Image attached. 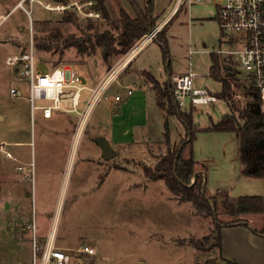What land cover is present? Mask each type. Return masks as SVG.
Returning a JSON list of instances; mask_svg holds the SVG:
<instances>
[{
  "label": "rangeland",
  "instance_id": "374dc122",
  "mask_svg": "<svg viewBox=\"0 0 264 264\" xmlns=\"http://www.w3.org/2000/svg\"><path fill=\"white\" fill-rule=\"evenodd\" d=\"M16 1H0V12L6 14ZM40 1L41 4L31 5L26 2L23 8L12 10L0 24V41L4 43L0 46V52L11 54L26 50L32 41L43 71L54 67V64L70 67L84 79L86 87H96L100 81L98 79H101L100 73L104 72V76H107L119 66L129 50L124 53L108 52L96 47L92 53H80L75 46L65 47L62 40L72 36L93 42L95 36L100 34L117 38L121 24L120 11L134 17L131 6L126 0H105L109 18L104 19L98 12L99 18L93 19L84 17L75 5L64 12H50L43 7L47 3L77 2L79 9L85 12L93 10L92 5L84 4L90 0ZM135 1L140 7L144 4V0ZM219 3V0L212 3L193 0L190 13L186 4L178 13L174 12L169 18L172 21L163 29L164 34L158 36L156 33L153 41L130 61L132 66L128 75H120V78L109 83L101 101L94 104L87 115L80 133L76 132L79 121L76 113L56 111L50 120H43L38 111L32 115L30 102L25 99L29 96L26 82L6 65L10 84L3 94L8 105H11L6 112L11 116L0 122V140L22 143L8 147L18 161L10 158L9 166L17 179L14 188L23 220L29 223L30 235L38 234L41 229L50 231L52 226V235L58 244L73 249L81 246L93 249L92 255L80 256L75 264H222L215 247L196 250L190 243L202 240L214 231L213 219L197 213L191 202L178 199L163 180L145 178L142 169L143 166L154 167L167 152L165 121L170 150L175 151L185 136V128L177 115L167 113L169 100L164 83H169L171 90L173 76L169 74L188 73L191 70L198 74L193 88L205 89L215 96L221 93L222 83L209 76L210 53L233 49L228 41L236 36L229 33L222 36L218 26L216 36L210 20H198L204 18L201 16L203 14L213 16L215 4ZM153 4L154 16L160 23L172 10L176 0H153ZM66 14H73L75 18L64 22L62 19ZM160 25L157 24L154 29L160 27V31L165 26ZM53 28L61 35L57 40L59 47L49 51L37 50L36 42ZM163 36L168 47L166 58L156 41ZM235 72L243 78L244 70L235 66ZM150 75L163 86L159 96ZM121 84H134L135 89L130 95V98H135L133 107H142V118L136 122L133 110L128 108L124 117L131 121L130 124L118 120L119 107L111 112L106 100L115 94L125 96L126 90ZM144 84L148 86L145 90L147 93L142 89ZM10 86L22 92L24 99L20 103L11 99ZM89 96L88 90H82L78 111H83ZM158 97L165 108L156 104ZM232 99L240 109L241 99ZM180 109L192 114L196 129L192 143L193 158L196 174L204 175L205 172L206 195L215 196L218 201L224 195L231 198L263 196L264 176L255 177L241 172V162L236 156L239 148L234 135L204 131L211 127L212 122L216 123L229 113L226 101L218 98L214 103L191 105L189 97H186ZM59 114H63V119L58 117ZM97 137L109 141L116 153L114 157L109 160L101 157L95 142ZM261 153L264 157V147ZM249 156L253 164L256 153L250 152ZM20 164L26 174L24 176L14 170ZM0 199L1 208L6 206L5 210L11 213L9 209L13 205L4 190L0 193ZM49 214H53L55 221H50L51 225L47 220ZM10 216L3 214L0 218V243L12 242L21 247L23 243L16 239L22 234L21 226L16 227ZM218 219L230 220L222 214L220 207ZM250 221L252 226L260 227L262 216L254 215ZM8 226L12 227L10 231ZM206 243L210 245L212 240ZM18 261L23 262L22 258Z\"/></svg>",
  "mask_w": 264,
  "mask_h": 264
},
{
  "label": "trees",
  "instance_id": "16d2710c",
  "mask_svg": "<svg viewBox=\"0 0 264 264\" xmlns=\"http://www.w3.org/2000/svg\"><path fill=\"white\" fill-rule=\"evenodd\" d=\"M93 2L92 9L101 13L104 19L109 18L108 9L105 0H91ZM134 11V17L129 16L126 12L120 11V31L117 38L109 34H100L95 36L93 42L89 39H77L71 37L64 38L63 45L75 46L80 53H92L96 47H102L106 51L124 53L129 50L141 37L149 33L157 25V18L154 16L153 0H144V4L140 7L135 0H126ZM74 17L73 14H66L63 17L64 22H70ZM75 18V17H74ZM171 19L167 22V24ZM166 24V25H167ZM166 25L158 32L161 35ZM61 38L57 29L53 28L49 34L42 36L35 44V48L40 51H49L59 47L58 41ZM162 48L164 57H167V40L163 36L156 39ZM57 65L54 64V67ZM223 62L215 53H210L209 76L222 83V90L217 98L228 101L229 112L225 114L217 123H213L210 128L204 131L215 132H234L236 134L239 145V160L244 165L242 174L252 175L255 177L264 176V160H262L255 170H250L252 158L251 149L255 148L261 141H264V117L256 112L259 108L257 99L252 96V88L249 84L241 83L234 75L229 77L222 72ZM152 78V77H151ZM152 83L157 89V96L161 93L159 83L152 78ZM231 83L236 86L238 91L243 92L246 96V102L243 110H239L231 100L234 91L231 89ZM169 100L168 114L177 115L185 128V136L178 144L175 151L169 149V131L167 121L164 123V140L168 146L167 152L161 157L154 167L143 166V174L145 178L152 180H163L169 191L181 201H189L193 204L197 213L209 216L213 219L214 231L202 240L190 241L196 250H208L215 247L218 250L219 258H221V227L244 225L249 227V223L242 217L245 215L261 214L264 216V195L239 196L231 198L224 195L221 201L215 196H207L204 190V176L196 174V162L193 158L192 143L194 133L196 131L191 112L181 111L180 105L171 99L168 89L165 90ZM157 105L165 108L164 103L159 99ZM237 113V114H236ZM231 115H237L240 126H237ZM219 207L222 214L229 217V221H221L218 219ZM254 233L264 236V226L260 230H254ZM209 240L212 243L208 245ZM222 260V259H221ZM226 264H235L226 262Z\"/></svg>",
  "mask_w": 264,
  "mask_h": 264
},
{
  "label": "built area",
  "instance_id": "2783aa9c",
  "mask_svg": "<svg viewBox=\"0 0 264 264\" xmlns=\"http://www.w3.org/2000/svg\"><path fill=\"white\" fill-rule=\"evenodd\" d=\"M212 3L213 0H196ZM39 3L40 0H17L12 8L3 14L0 12V24L8 17L9 13L16 8H23L24 4ZM179 3L192 4L193 0H178ZM216 4V20L219 30L224 34L235 35L236 45L231 50H216V53L225 54L244 70V75L251 82L252 96L259 103L260 114L264 117V0H219ZM77 2L70 4H44V9L50 12H64L75 5L79 12L86 18H99V13L94 10L82 12ZM84 4L92 5V1ZM29 14L30 11H27ZM162 26V24L160 25ZM160 27L152 29L141 37L126 53L119 66L107 73L94 88H87L78 73L70 67L56 66L43 71L35 53L33 43L26 50L18 54L8 56L6 64L20 75L22 81L28 86V98L31 110H38L43 119H50L56 111L73 112L79 115L76 132H82L86 123L87 115L97 102L101 101L109 83L116 80L119 74L129 64L133 57L143 49L149 42L153 41ZM198 74L188 73L175 75L171 78V95L174 101L181 105L184 98L189 97L191 105H203L214 103L217 97L205 89L193 88V81ZM127 94H132L134 87H129ZM82 90H88L90 96L87 98L83 111H78ZM12 98L24 99L22 92L15 88L10 89ZM120 96L111 98V102L117 104ZM7 143L0 142V151L8 158L11 154L6 151ZM17 170L26 175L21 165ZM71 252V253H70ZM93 249L89 246H81L76 249L65 251L56 247L51 240H46L42 245L33 243L32 259L27 264H75L82 255H92Z\"/></svg>",
  "mask_w": 264,
  "mask_h": 264
},
{
  "label": "crops",
  "instance_id": "0c3cea01",
  "mask_svg": "<svg viewBox=\"0 0 264 264\" xmlns=\"http://www.w3.org/2000/svg\"><path fill=\"white\" fill-rule=\"evenodd\" d=\"M0 1L2 3H7V2H10L12 0H0ZM185 4L187 5L188 11L190 13V8L193 6L192 4L188 5L186 2L179 3L178 0H176V4L173 6L172 10L165 16V18L163 19L162 22H160V23L157 22V24H159V25L164 24L165 25L168 22L169 18L173 15V13L174 12H175V14L178 13ZM215 7L217 10L216 4H215ZM201 16H204V18L200 17L201 19H198V20H210L212 23V26H213L214 34L217 36L218 35V29H217L218 23L216 20V11L213 14V16L211 14H206V15L203 14ZM171 21H172V19H171ZM167 25H166V27H167ZM235 38H231L228 41L229 45H231L232 47H235V45H236ZM219 43H221V40L219 41ZM2 44H4V43H2V41H0V46ZM19 52H20V50H18V52H13L11 54L0 52V122L5 121L7 117L9 119L11 116L10 114L6 113L8 111V109L11 107V105H8L7 99L4 97V94H3V90H5L10 84V76H9L8 70L6 68L7 64H6L5 60L8 56L16 55ZM213 53L217 54L220 57V60L223 62L222 72L224 74L226 73L229 77H232L234 75L236 78H238L240 80L241 83H245V84L250 83L249 86L251 87V82L248 79V77H246L245 75L244 76L242 75L244 79L240 78L239 75L235 72V66H238V65L233 61L232 58L228 57L225 54H219L216 52H213ZM131 66H132V63L129 62V65H127V67L119 74L118 78H120V75H124V74L128 75V73H129L128 71H130ZM182 74H185V73H182ZM104 75H105L104 72L100 73L101 79L103 78ZM176 75H181V74H176ZM168 76H175V75L169 74ZM151 77L153 79H155L158 83H160V81H158L155 77H153V76H151ZM81 79H82L83 83L85 84L84 79L82 77H81ZM101 79H98V81ZM164 85H165V90L168 89L167 95H169V97H171V90H170L169 83H166V84L164 83ZM131 86L134 87V84H128V85L127 84H125V85L121 84V87L126 90V93H125L124 97L120 96V101L117 104H114L111 102V98L116 96L117 94L106 99L108 102V107H109L111 112H112L113 108L116 109L119 107L120 113L117 114L118 120H121L123 122H128L129 124L131 123V121L125 120V117H124V116H126L125 114L127 113L126 111L129 110L128 109L129 107H131V109L133 110L132 113L136 116L135 122L138 119L142 118V116H141L142 107L140 109L137 107L136 108L137 110L134 109V107H133L135 98L134 99L130 98L132 96L133 92H132V94H130L131 96L127 94L126 88H129ZM159 86H160V88L163 87L161 85V83L159 84ZM9 88L10 89L14 88V86H10ZM87 88H93V87H87ZM134 89H135V87H134ZM142 89H143V91L147 90L148 89L147 84H144ZM231 89L234 91V94L232 95V97L241 99V101H240V104H241L240 107L241 108L240 109L238 108V109L243 110V108L245 106V102H246V96L243 94V92L238 91V90L236 91L237 88L232 83H231ZM145 93H147V92L145 91ZM11 99L17 100L19 103L23 100L21 98L15 99L12 97H11ZM143 99H145V98H143ZM231 100H233V99L231 98ZM156 101H157V98H156ZM226 103L228 104V101H226ZM156 104H157V102H156ZM36 111H38V110H34V111L31 110L32 115H34ZM38 113H39V116L42 118L40 111H38ZM62 115L63 114H59L58 117L60 119H63ZM53 116H54V113H53ZM112 116H114V115H112ZM52 117L50 119H52ZM236 118H237V116H236ZM50 119H47V120H50ZM43 120H46V119H43ZM213 123H215V122H212V124ZM206 129H208V128H206ZM212 132H215V131H212ZM215 133L233 134L235 137V142L238 145V140H237L236 134L234 132H215ZM0 142L7 143L6 151H8L10 154H11V152L8 150V147L20 146L22 144L21 142H7L4 140H0ZM238 148H239V145H238ZM100 152H101V150H100ZM239 153H240V151L236 155V156H238V158H239ZM3 155H4V153L0 151V193H1V191L3 193V190H4V193L9 196V201H11L13 206H11V209H9V210H11V213H9L7 210H5L6 206L4 207V209L1 208V206H0V218H1V216H3V214L4 215L10 214L11 215L10 217H11L13 223H15V226L16 227L21 226L22 234L17 236L16 239L18 241H20V243H23V244H21V247H19L16 243H12V242L0 243V248L2 250V252L0 250V264H27L32 259L33 243H36L38 245H42L46 242V240L53 241V243L56 247H59L60 249H63L65 251L73 249L71 247H67V245H62L61 243L58 244V242L53 238V235H52L53 230L51 229L52 226L50 228V231H49V229L46 228V229H41L38 234H36V232L34 234L32 233L31 235L28 233V231H29V225L28 224L29 223L27 221L23 220L24 215H23V212L20 211V209H22V208L20 207V204L18 202L19 199L17 197L16 188H14V184H15V182H17V179L13 175V172L11 170L12 167L9 166V160H11L12 158L10 159L4 155L6 157L5 158ZM115 155H116V153H115ZM11 156L13 158H15L12 154H11ZM101 157H102V152H101ZM12 161L18 162L16 158H15V160L12 159ZM256 167H257V164L253 163L250 165V170L253 171L256 169ZM15 169L17 171V166L14 168V170ZM240 169H241V172L244 169V165L242 163L240 165ZM203 174L205 175L204 171H203ZM1 179H3V181H1ZM3 186H4V188H3ZM28 196H29V194H27L26 197H28ZM16 200L18 203L15 202ZM0 202H1V199H0ZM254 215H261V214H254ZM254 215L251 214V215H245L242 217L245 221H247L249 223V227H245L244 225L222 226L221 227V248L222 249H221V254H220L221 258L220 259H222L221 260L222 264H226V262H232L235 264H264V236L254 233V230H260L261 228H263L264 216L261 215L262 216V225L260 227H254L251 225V221H250L252 219V216H254ZM47 220L49 222V225H51L50 221L52 223H54L55 221H54L53 214L47 215ZM0 229H1V226H0ZM7 229L10 231L12 229V227L8 226ZM19 258H22L23 262L18 261Z\"/></svg>",
  "mask_w": 264,
  "mask_h": 264
},
{
  "label": "water",
  "instance_id": "95a60500",
  "mask_svg": "<svg viewBox=\"0 0 264 264\" xmlns=\"http://www.w3.org/2000/svg\"><path fill=\"white\" fill-rule=\"evenodd\" d=\"M256 112L258 114H260V110L259 108H257ZM232 119L234 120V122L236 123L237 126H240V123L238 121V119L236 118L235 115H231ZM96 144L98 145V147L100 148L101 152H102V157L105 160H109L112 157L115 156V151L112 149L109 141L103 137H97L95 139ZM219 261V260H218Z\"/></svg>",
  "mask_w": 264,
  "mask_h": 264
},
{
  "label": "flooded vegetation",
  "instance_id": "af4514ba",
  "mask_svg": "<svg viewBox=\"0 0 264 264\" xmlns=\"http://www.w3.org/2000/svg\"><path fill=\"white\" fill-rule=\"evenodd\" d=\"M264 147V141H261L255 148L251 149V152L256 153V157H254L253 163L259 164L262 160H264V157L262 156L261 150Z\"/></svg>",
  "mask_w": 264,
  "mask_h": 264
}]
</instances>
